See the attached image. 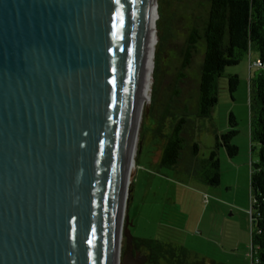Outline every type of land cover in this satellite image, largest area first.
<instances>
[{"label": "water", "instance_id": "obj_1", "mask_svg": "<svg viewBox=\"0 0 264 264\" xmlns=\"http://www.w3.org/2000/svg\"><path fill=\"white\" fill-rule=\"evenodd\" d=\"M155 3L0 0V264H144L121 213Z\"/></svg>", "mask_w": 264, "mask_h": 264}, {"label": "rangeland", "instance_id": "obj_2", "mask_svg": "<svg viewBox=\"0 0 264 264\" xmlns=\"http://www.w3.org/2000/svg\"><path fill=\"white\" fill-rule=\"evenodd\" d=\"M207 5L208 0H156L149 99L141 108L137 124L134 168L130 171L133 174L127 186L122 227L127 214L128 228L136 242L156 239L182 246L188 252L182 257L184 261L252 264L249 173L257 160L258 145L249 140L248 101L249 78L257 70L254 62L258 53L254 48L238 63L224 68L217 82V102L209 116L187 114L189 139L198 143L199 158L208 157L216 136L230 128L229 113L235 118L237 133L231 141L237 153L230 157L225 147L216 149L219 183H203L188 176L181 166L170 168L158 161L162 141L156 133L160 127L161 133H167L168 123L179 116L177 105L193 112L203 44L196 42L187 48V37L193 26H200ZM185 49L189 62L182 67ZM233 74L238 83L230 93L228 75ZM174 90L178 91L176 105L170 100ZM166 109L172 112L164 117ZM124 241L122 236L121 257ZM156 260V264H168L161 256Z\"/></svg>", "mask_w": 264, "mask_h": 264}, {"label": "trees", "instance_id": "obj_3", "mask_svg": "<svg viewBox=\"0 0 264 264\" xmlns=\"http://www.w3.org/2000/svg\"><path fill=\"white\" fill-rule=\"evenodd\" d=\"M157 9L159 13V6ZM196 42L203 44V57L193 112L177 105L175 109H178L179 116L168 123L167 133H161L160 127L156 133L160 137L158 141H162L158 161L170 168L181 166L188 176L203 183H219L216 149L225 147L230 157L237 153V146L231 141L237 133L235 118L229 113L230 128L216 136L215 147L208 157L199 158L198 143L189 139L187 114L209 116L217 102V82L224 68L238 63L245 53L254 48L258 53L259 64H255L257 70L249 78V140L258 145V156L251 164L249 173L251 247L252 264H264V0H208L201 24L198 28H191L186 47L190 48L189 45ZM188 53V49H185L182 67L189 62ZM237 83V75H228L230 93L235 90ZM177 96L178 91L174 90L170 97L174 105L177 104ZM171 112L166 109L164 117L171 115ZM134 241L148 251L152 264H156L159 256L165 258L168 264H205L203 259L184 261L186 258L182 257L188 256V252L182 246H174L170 242L156 239Z\"/></svg>", "mask_w": 264, "mask_h": 264}, {"label": "bare ground", "instance_id": "obj_4", "mask_svg": "<svg viewBox=\"0 0 264 264\" xmlns=\"http://www.w3.org/2000/svg\"><path fill=\"white\" fill-rule=\"evenodd\" d=\"M155 8H156V3L152 4V6H151L150 20H149V24H148L149 28L147 31V40H146V46H145V70H144V74H143V81L141 84V91L139 93L141 108L143 107V104L145 103V101L147 99H149V90H150V84H151V72H152V67H153L152 40H153V29H154V19L153 18L155 16ZM141 108H140V112H141ZM140 117H141V113H139V116L137 118V124L140 121ZM135 141H136V133L134 136L133 146L131 148L130 158H129L128 164H127V171L129 173H131L130 171L134 168L133 154H134ZM128 183H129V179H127L125 182V188L128 186ZM121 215H123V207H122ZM114 264H117V261H115Z\"/></svg>", "mask_w": 264, "mask_h": 264}, {"label": "flooded vegetation", "instance_id": "obj_5", "mask_svg": "<svg viewBox=\"0 0 264 264\" xmlns=\"http://www.w3.org/2000/svg\"><path fill=\"white\" fill-rule=\"evenodd\" d=\"M125 247V245H124ZM124 251V248H123ZM122 251V253H123ZM133 252H137L141 257H143L145 259L144 264H152L153 260L152 258L149 256V253L146 249H144L142 246H140L139 244L135 243V241L133 240Z\"/></svg>", "mask_w": 264, "mask_h": 264}, {"label": "built area", "instance_id": "obj_6", "mask_svg": "<svg viewBox=\"0 0 264 264\" xmlns=\"http://www.w3.org/2000/svg\"><path fill=\"white\" fill-rule=\"evenodd\" d=\"M254 64H259V61L257 60L256 62H254Z\"/></svg>", "mask_w": 264, "mask_h": 264}]
</instances>
